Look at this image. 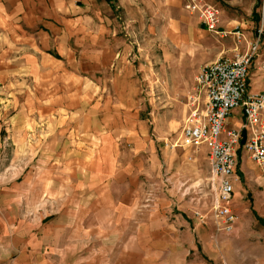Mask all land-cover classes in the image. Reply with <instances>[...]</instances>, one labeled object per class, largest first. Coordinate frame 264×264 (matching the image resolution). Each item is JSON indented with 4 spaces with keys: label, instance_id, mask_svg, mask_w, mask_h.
<instances>
[{
    "label": "rangeland",
    "instance_id": "rangeland-1",
    "mask_svg": "<svg viewBox=\"0 0 264 264\" xmlns=\"http://www.w3.org/2000/svg\"><path fill=\"white\" fill-rule=\"evenodd\" d=\"M206 1L219 10L222 28L238 26L253 34L259 0ZM165 6L163 21H148L154 30L140 37L146 50L143 65L155 74L162 62L172 64L175 58L188 64V57H195L199 72L221 58L217 52L225 38L202 29L179 3L169 0ZM140 91L138 122L154 143L152 159L141 151H146L142 142L135 152L138 140L116 139V133L123 134L113 128L124 125L125 117L110 115L101 121L86 108L75 118L72 106L67 164L34 163L32 141L8 149L9 163L0 164V172L8 168L20 175L18 182L30 183L14 213L32 239L28 251L37 237L36 250L51 264H264V175L238 151L239 187L229 202L237 219L230 233L218 231L211 212L216 179L211 177L205 149L192 153L164 146L179 136L187 114L184 101L166 99L156 80L142 82ZM98 121L101 134L93 131ZM98 136L108 146L100 147ZM191 154L194 159L188 158ZM66 169L67 181L56 176ZM35 171L54 177L42 180L44 192L49 183L52 187L47 196L35 195L36 209L31 188ZM59 252L68 256L59 260Z\"/></svg>",
    "mask_w": 264,
    "mask_h": 264
},
{
    "label": "crops",
    "instance_id": "crops-1",
    "mask_svg": "<svg viewBox=\"0 0 264 264\" xmlns=\"http://www.w3.org/2000/svg\"><path fill=\"white\" fill-rule=\"evenodd\" d=\"M166 1L169 2L0 0V164L9 163L8 149L25 147L29 141H32L34 163L67 164L71 106L75 107L71 114L75 118L86 108L87 114L101 121L110 115L125 117L124 125L113 128L123 134L116 133V139L123 136L138 140L139 144H134L135 152L142 142L146 151H141L147 159H152L154 143L149 140L143 123L138 122L140 84L156 80L166 99L184 101L183 109L187 113L188 97L195 95L193 81L198 73L195 57H188V64L175 58L172 64L162 62L155 74L143 65L146 50L140 37L149 35L148 30L153 29L148 27V21H163L165 9L168 12ZM171 1L182 7L179 0ZM220 29L232 28L220 25ZM243 33L247 40L252 35ZM222 41L218 58L232 59L245 50L244 42L236 46L231 38ZM263 60L259 56L251 64L247 94H257L263 89ZM241 121V110L235 109L225 121V129L237 128ZM101 124L99 121L93 124L96 134H101ZM71 131L79 135L78 130ZM98 141L100 147L108 146V141L104 143L100 137ZM193 156L188 158L194 159ZM235 172L239 178V172L236 169ZM259 172L263 174L260 169ZM58 174L61 180L69 178L67 169ZM19 176L9 173L8 168L0 172V264H51L45 260L44 253L36 250L37 237L36 245L33 248V243L32 251H28L32 239L25 235L24 223L15 221L14 213L30 187L24 179L18 182ZM43 179L54 177L47 172L32 173L35 209L36 196L49 195L52 187L49 183L44 192ZM238 187L239 182L234 185V192ZM83 224L82 221L81 227ZM56 256L63 260L68 253L59 252Z\"/></svg>",
    "mask_w": 264,
    "mask_h": 264
},
{
    "label": "built area",
    "instance_id": "built-area-1",
    "mask_svg": "<svg viewBox=\"0 0 264 264\" xmlns=\"http://www.w3.org/2000/svg\"><path fill=\"white\" fill-rule=\"evenodd\" d=\"M182 9L197 17L205 31L220 39L231 38L245 50L232 59L220 58L204 65L194 78L195 95L188 97L189 109L179 136L164 146L189 149L197 153L204 148L209 171L216 186V199L211 212L217 230L230 233L236 216L229 207L234 194L238 151L248 155L264 175V86L257 94H247L246 86L252 62L264 57V0H259L257 23L247 40L238 26L220 29L219 10L206 0H179ZM261 67L264 69V60ZM235 109L241 110L239 127L226 130L225 121Z\"/></svg>",
    "mask_w": 264,
    "mask_h": 264
}]
</instances>
